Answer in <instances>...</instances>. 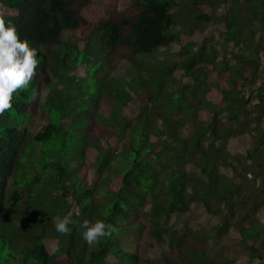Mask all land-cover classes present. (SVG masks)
I'll list each match as a JSON object with an SVG mask.
<instances>
[{
	"label": "trees",
	"instance_id": "1",
	"mask_svg": "<svg viewBox=\"0 0 264 264\" xmlns=\"http://www.w3.org/2000/svg\"><path fill=\"white\" fill-rule=\"evenodd\" d=\"M236 1L221 3L222 11L207 0L181 5L191 4L184 17L197 22L224 17L222 30L240 53L220 58L206 41L191 53L189 43L169 67L144 55L179 39L172 30L178 0H0V17L16 25L40 61L30 86L0 115V264H58L60 255L64 264H139L143 257L125 246L127 236L144 239L146 253L165 242L181 245L193 221L219 235L232 231L233 241L216 252L224 250L226 263L204 249L185 256L190 261L264 264V232L247 239L240 231L250 219L237 224L233 205L222 206L246 200L238 188L247 184L243 175L264 168V92L257 114L245 88L259 81L264 91V0H242V25L232 15ZM254 22L263 26L258 40L242 39ZM68 30L77 38L65 39ZM246 63L255 66L249 81ZM174 83L181 89L166 88ZM135 99L141 110L129 114ZM250 122L262 123L257 133ZM22 200L26 222L17 225L7 219V204ZM69 210L79 215L71 234L60 235L52 218ZM254 212L250 218L264 224V209ZM94 218L115 231L89 246L80 224ZM46 238L58 239L54 251ZM149 260L168 264L157 253Z\"/></svg>",
	"mask_w": 264,
	"mask_h": 264
},
{
	"label": "rangeland",
	"instance_id": "2",
	"mask_svg": "<svg viewBox=\"0 0 264 264\" xmlns=\"http://www.w3.org/2000/svg\"><path fill=\"white\" fill-rule=\"evenodd\" d=\"M180 2L178 7L173 8L172 10L176 11L178 13L179 19L177 20L176 24L172 26V30L179 34V39L170 43L167 46H161L158 49L154 50L153 53L144 55L145 59L152 64L158 63V64H168L169 67H172L176 61L181 57L183 47L187 46L189 43H192L190 45L191 47V53L200 51L201 45L203 41H206L205 44L210 45L214 44L220 58H228L233 53L239 52L238 47H233L232 43L229 42L227 38V34H225L224 24L225 20L224 17L220 18L216 21H210V22H197L194 21V17L192 19L184 17L187 15L186 9L191 7V4L186 2L185 5L182 4V0H178ZM229 0H207L206 6L212 8L216 11H222L220 7V4ZM243 1H236L235 2V8H232V15L235 19H237L241 25L243 24L244 17L238 16L237 9L243 8ZM231 11V10H230ZM249 28L242 29L241 37L242 39L248 40V41H256L258 40V36L260 35V31L263 29V26H260L258 22H254L251 25H249ZM222 30V31H221ZM204 33V34H202ZM63 37L65 39H76L77 35L74 30H68L64 33ZM191 41V42H190ZM194 43H193V42ZM208 50V49H207ZM255 66L253 63H246L245 66H243L244 74H245V80L249 81L250 76L252 75V72L254 71ZM263 70V68H261ZM181 74V72H177V75ZM182 81L189 82L192 86V82L188 77H183ZM260 86L259 81L256 83H247L246 85V91L254 93L255 96V102L254 106H252V109L255 113L259 114L261 112L260 106L263 107V100L261 98V94L264 92L262 90L259 91L258 87ZM167 89L170 90H179L181 89V84H168ZM191 93L196 94L197 98H205V94L201 89L198 88H192L190 89ZM214 98V96H212ZM198 105V100L194 101ZM200 104V101H199ZM142 102L138 99H135L131 104H129L128 112L129 114H137L141 110ZM205 109H202L199 115L201 117L204 116ZM249 127L254 128V132L257 133V129L259 126L262 125V123H254L252 126V123H248ZM251 125V126H250ZM234 141V140H233ZM243 155V154H241ZM245 155V154H244ZM244 158L241 157V159ZM243 160V159H242ZM227 173V180H230L234 177V174H232L231 171L225 172ZM243 181L247 184H242L240 187H238L242 193V195H247L249 197L246 198V200L239 201L237 200H231L229 203H226L225 201L222 203V206H225V204H231L234 207L235 211V222L241 223V220L244 219H250V224L247 228H244L245 231H240L244 237L247 236V239L251 240L254 233H260L261 231L264 232V224L261 220L257 217H251V215L255 214L254 211H261V209H264V168H257V167H251L247 170V174L243 175ZM213 205H218L219 200L212 196L210 198ZM24 200L12 203L8 201L7 207V219L12 222L16 223L17 225H24L26 222V216L22 214L21 207L23 205ZM179 221H176V224H178ZM214 223V222H213ZM180 224V223H179ZM214 225V224H213ZM181 226V224H180ZM211 224L209 223H203V222H195L193 221V224H190L188 231H185V237L183 238V243L181 245H173L168 246L166 242L163 245H153L150 249L147 250L146 253H143L141 251V242H132L131 239L127 236L130 242L125 244L126 247L134 248L138 251V253H141L142 259L139 264H150L149 258H153L156 253L160 256V260H166L168 264H195L194 261H190L185 256H193L195 251L198 250H206L211 255H215L217 251L222 249L225 245L229 244L230 239H232V231H228L225 234L219 235L218 231L216 229L211 228ZM187 234V235H186ZM262 239V237H259ZM45 243L50 251H54L57 246V238H46ZM233 241V239L231 240ZM96 244V243H94ZM231 244V243H230ZM244 244V243H243ZM228 245L226 246L227 249ZM224 250H221L220 255L216 254L217 260L219 263H226V259L222 258V253ZM149 257V258H148ZM56 262L58 264H64L67 262V257L64 255H60L56 257ZM257 260H253L248 263L244 264H257Z\"/></svg>",
	"mask_w": 264,
	"mask_h": 264
},
{
	"label": "clouds",
	"instance_id": "3",
	"mask_svg": "<svg viewBox=\"0 0 264 264\" xmlns=\"http://www.w3.org/2000/svg\"><path fill=\"white\" fill-rule=\"evenodd\" d=\"M38 51L27 39H21L15 24L0 17V115L13 107L12 101L17 91H25L36 77L39 67ZM79 212L67 211L52 218L55 231L60 235H70L76 223L73 216ZM83 241L91 246L101 238L111 237L115 231L111 223L103 219H85L81 224Z\"/></svg>",
	"mask_w": 264,
	"mask_h": 264
}]
</instances>
